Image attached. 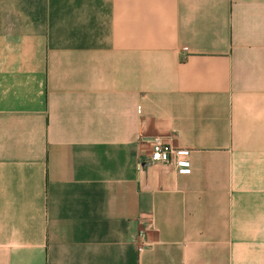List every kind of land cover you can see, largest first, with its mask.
Instances as JSON below:
<instances>
[{
	"label": "crops",
	"instance_id": "obj_1",
	"mask_svg": "<svg viewBox=\"0 0 264 264\" xmlns=\"http://www.w3.org/2000/svg\"><path fill=\"white\" fill-rule=\"evenodd\" d=\"M0 264H264V0H0Z\"/></svg>",
	"mask_w": 264,
	"mask_h": 264
},
{
	"label": "built area",
	"instance_id": "obj_2",
	"mask_svg": "<svg viewBox=\"0 0 264 264\" xmlns=\"http://www.w3.org/2000/svg\"><path fill=\"white\" fill-rule=\"evenodd\" d=\"M153 154L151 159L154 161H167L171 159L172 149L166 142V139L162 135H157L152 139ZM176 164L178 166L190 165V154L187 150H176ZM144 245L141 241L140 249H143Z\"/></svg>",
	"mask_w": 264,
	"mask_h": 264
}]
</instances>
